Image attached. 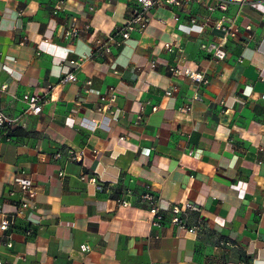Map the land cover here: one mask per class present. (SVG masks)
Wrapping results in <instances>:
<instances>
[{
    "label": "crops",
    "instance_id": "crops-1",
    "mask_svg": "<svg viewBox=\"0 0 264 264\" xmlns=\"http://www.w3.org/2000/svg\"><path fill=\"white\" fill-rule=\"evenodd\" d=\"M207 1L157 6L143 32L117 43L115 26L132 17L135 0H0V106L18 114L24 93L44 99L10 140L0 132V219L27 197L16 177L32 178L35 189L12 245L0 238L4 260L264 261V0L212 13L238 27L224 37L222 60L200 44L223 39V31L190 23L191 16L201 23ZM72 22L80 30L70 39L63 32ZM164 42L183 48V60ZM176 63L205 69L198 98L195 81L171 74ZM67 72L76 79L61 81ZM112 92L115 100L98 109ZM145 191L162 208L160 225H151ZM189 201L200 209L183 210ZM172 205L195 232L170 221Z\"/></svg>",
    "mask_w": 264,
    "mask_h": 264
},
{
    "label": "built area",
    "instance_id": "built-area-1",
    "mask_svg": "<svg viewBox=\"0 0 264 264\" xmlns=\"http://www.w3.org/2000/svg\"><path fill=\"white\" fill-rule=\"evenodd\" d=\"M189 0H135V5L132 7V17L128 18L125 23L122 25V28L119 26H115V30L113 32H117L119 34L120 40H116L117 43L123 42L125 39L130 37V33L132 31H139L143 32L149 24L150 20V11L151 9L163 5H175V6H182ZM255 0H208L205 3V7L207 9L206 13L202 16L201 23L196 22V18L194 16L190 17V23L192 25H197L199 27H203L205 25H212L218 29H221L224 33L223 39L219 41H211V42H202L200 44L201 49L212 55L216 60H222L226 57L227 51L225 49V36L226 35H234L238 31L237 25L233 23L231 19L226 17L224 14L220 15L217 18L212 17V13L216 10H226L229 3H239V4H252ZM61 4L59 1L55 5V9H57ZM229 19V20H227ZM88 27V26H86ZM245 29H250V25H246ZM80 28L75 23L68 24L67 27L64 29V36L67 38H74L79 33ZM113 33H109V37L113 38ZM99 41V40H97ZM164 48L168 51L176 52L175 61L179 62L183 60L184 50L180 46H177L173 42H164ZM105 51L109 52L110 49L106 45ZM71 64H77L76 60H70ZM151 65H155V61H151ZM169 70L172 75L174 76H182L188 77L189 79L193 80L197 84V88L193 92V98L199 97V87L203 84H206L208 79L205 75V69L196 67H188L184 65H170ZM76 76L73 72H67L63 76H61V81L67 80H75ZM91 83L90 80H87V84ZM5 85H2L4 87ZM176 90L175 86H171L169 89L165 90V94L170 95L172 91ZM21 99L26 102V107L24 110L18 114H10L6 109L0 106V132L3 134L6 140H10L13 136L9 134L10 129H14L16 127L25 128L26 127V116L38 114L41 111L42 104L44 99L36 94V93H24ZM101 101H106V103H102L98 109H103L106 106L110 105L115 100V93H110L108 96H101ZM155 109V107H153ZM185 110L190 109V105L184 107ZM70 155L69 158L71 159H78L80 160V156L78 153H74L73 151H69ZM60 156L59 152L55 153V158ZM59 176L62 175V172L58 173ZM15 182H17L22 191L27 195V197H23L22 199L18 200L15 203V207L12 211L8 213H1L0 219V238L1 242L4 245L10 247L12 245L11 241V232L14 229L16 220L18 217L24 214L27 208H32L34 206V195L35 189L32 184V178L30 177H16ZM142 197L150 202V213H151V225L157 226L160 225L163 221L164 217L161 212L162 208L159 205L154 203L155 197L150 191H145L142 194ZM165 209V208H163ZM192 209V210H199L200 207L194 202H187L183 210ZM182 209L178 205L171 206V217L170 221L174 224L178 225L179 227L186 228L191 232H195L197 227L195 225L189 226L185 222H183L182 218L180 217ZM31 230H27V234H30ZM81 251H87L89 249V245L86 243H82L80 245ZM0 264H10L6 260L0 256ZM242 264H264V261L255 262L254 260L243 261Z\"/></svg>",
    "mask_w": 264,
    "mask_h": 264
},
{
    "label": "trees",
    "instance_id": "trees-1",
    "mask_svg": "<svg viewBox=\"0 0 264 264\" xmlns=\"http://www.w3.org/2000/svg\"><path fill=\"white\" fill-rule=\"evenodd\" d=\"M17 129H21V128L16 127V128H14V129H10L8 132H9V134H10L11 136H15V135H16V130H17Z\"/></svg>",
    "mask_w": 264,
    "mask_h": 264
}]
</instances>
